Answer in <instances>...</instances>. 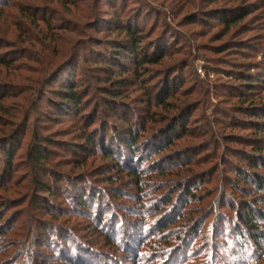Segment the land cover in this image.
I'll return each instance as SVG.
<instances>
[{"label": "rangeland", "instance_id": "rangeland-1", "mask_svg": "<svg viewBox=\"0 0 264 264\" xmlns=\"http://www.w3.org/2000/svg\"><path fill=\"white\" fill-rule=\"evenodd\" d=\"M240 1L248 5L261 4L263 8L221 42L216 40L223 31L217 20H211L210 24L207 21L196 23L202 18L189 17L193 12L202 13V10L216 7H236ZM216 2L220 5L215 6ZM20 3L43 5L37 0L15 1V5ZM78 4L80 9L96 6L94 9L104 16L119 12L132 22L141 15L139 24L145 31L156 27L157 34L165 30L169 31V38L173 36L174 41L167 48L171 53H167L160 64L144 67L140 76L136 75V85L133 82L123 88L118 104L126 114L118 115L110 111L107 103L110 100L103 88L108 73L95 72L94 65L88 62L92 53L84 52L92 47L91 44H82L81 60H77L72 51L63 56L57 53L66 45L45 42V36L39 35L48 47L41 51L38 44L24 43L23 32L18 36L15 24L21 16L17 9L10 10L12 16L7 21L0 18V29L7 33V44L0 50V64L15 54L19 57L13 68L0 65V92L7 95V111L0 113V136L6 137L4 147L15 152V170L11 173L14 178L0 190V207L4 203L7 206L4 207L5 218L0 222L6 231L0 236V264H69V260L75 263L73 247L76 246L81 254L99 259L100 264H144L136 259L137 256L147 261L146 264H264L263 252L258 256L259 263L248 261L253 259L247 258L237 246L236 231L232 229L233 224L229 226L235 212L229 210L228 205L235 206L241 196L235 186L231 187V183L236 182L233 170L229 172L226 168L228 162L245 166L243 151L253 153L247 141L257 139L260 143L258 136L264 138V135H256L253 120L246 118L239 108L246 100L249 102L244 108L253 101L264 106V90L242 96L244 88L238 79L243 65L257 62L261 63L260 71L264 75V0H78ZM70 8L68 12L67 6H51V9L62 11L55 24L63 21L71 24V29L78 28L79 34H68L79 41L76 48L88 33L106 42L115 37L91 32L87 29L91 20L81 17L82 12L74 10L73 5ZM47 13L56 15L54 10ZM100 19L104 18L100 16ZM11 31L21 42L17 49L9 46L17 40ZM60 35L58 33V38L65 39ZM1 39L0 33V45ZM238 41H247L254 49H259V53H240ZM225 43L226 52L215 48L224 47ZM76 65L78 88L90 94L83 103L87 110L83 118H59L54 100L55 81L73 73ZM58 71H61L59 75ZM167 81L172 82L171 90L179 97L169 101L170 111L166 103L157 107L158 91L166 87ZM184 82L185 86H179ZM111 86L109 84L108 88ZM150 100L156 101V106H151ZM187 105H191L193 111L186 110L183 118L191 117L189 127L198 137L189 139L186 147L178 148L188 159L204 161L201 166L189 168L202 174L197 181L201 185L198 194L203 199L192 204L181 192L175 191L178 172H167L163 176L158 171L163 156H154L150 162L143 160V163V158L136 156L134 168L138 166L144 175L139 185L125 172L131 167L128 164L122 167L129 154L123 156L114 147L120 146L114 135L129 131L131 124L137 135L145 129L139 140L144 145L140 147L149 146V143L156 145L155 140L151 142L153 135H163L166 118L176 114L174 107ZM207 131H212V138L217 141L216 159L214 156L208 158L216 147L214 144L208 146L213 139L204 135ZM85 133L96 138L100 148H94V144L85 145ZM106 134L115 138L113 144L108 138L105 142L99 140L100 135ZM178 148L175 151L179 152ZM36 149L42 150L43 155L37 161L34 160ZM4 160V151L0 148V168L5 165ZM159 161L161 163L157 164ZM224 162L226 164L222 165ZM213 170L216 172L211 175ZM43 183L54 193H42L39 187ZM74 183L81 187L86 199H90H84ZM67 186L88 204L72 199ZM35 201H41L39 204L43 207L34 206ZM261 205L264 206V202ZM50 206L56 207L54 214L49 211ZM206 212L209 218L204 220ZM199 219H203L204 224L196 239L186 228ZM218 219L222 220L218 224L221 230L216 228ZM243 235L247 234L243 232ZM127 237L134 239L125 240ZM81 261L84 262L83 258Z\"/></svg>", "mask_w": 264, "mask_h": 264}, {"label": "trees", "instance_id": "trees-1", "mask_svg": "<svg viewBox=\"0 0 264 264\" xmlns=\"http://www.w3.org/2000/svg\"><path fill=\"white\" fill-rule=\"evenodd\" d=\"M15 1L0 0V18H2L4 21H7L9 17L12 16L10 10L12 8L18 10L21 17H18V23H16L15 26L17 27L16 30L19 31L18 36L22 32L26 36L24 43L28 42L29 45L33 44L34 46L38 44L41 48V51L48 49L47 45H45V42L47 40H49L51 44H55L57 46L66 45L64 49L60 47L57 53H60V56H63L65 53H70V51H72V53H74L75 55L74 58H77V60H81L80 56L82 51H80V48L82 44H91L92 47L84 49V52L92 53V56H90L88 62H91L94 65L93 70L95 72H98V70H100V72L108 73V75H106L105 77L107 79V84L103 88L107 92V100H110L107 101V103H109L110 111L116 112L118 113V115L122 113L123 115L126 114V111H121L119 107L120 103L118 104L119 99L122 97L119 94H121V92L124 90L123 88L131 85L133 82H135L134 85H136V80L138 79L136 75L139 74L140 76V72L144 67L148 65L160 64L165 59L166 54L171 53V51L169 52L167 48L174 41V39L173 36L169 38V31L163 30L159 32V34H157L158 30L156 29V27L153 29L151 28L150 32L145 31V29L142 28L139 24V19H141L142 17L138 13V16L133 19L135 22H132L130 18L126 20L123 15L119 14V12L115 13V15L113 16H110V14L104 16V13H102L101 11H96L94 9L96 8V6H94L93 8L88 7L80 9L81 7L78 4V0H37L38 2H41L40 4L43 5L36 6L27 4L23 5L22 3H20L19 5H15ZM19 1L22 2L23 0ZM240 2L241 3H238V6L236 7H230L229 9L216 7L208 11L202 10V13L195 14V12H193L191 13L192 15H189V17L202 18L196 23L207 21V23L210 24L211 20H217L222 26L221 30L223 31L220 32L216 40L221 42L225 37L229 36L233 29L239 28L241 25L243 26L245 20L249 16L253 15L256 11L263 8V5L261 4L254 3L252 5H248L245 1L244 3L243 1ZM52 5H58V7L67 6L69 8L68 12H71L72 9L70 8V5H73L75 8L74 10H79L80 12H82V14L80 15L81 17L84 16V19L91 20L87 27L88 30H91V32L93 30L95 34L100 36L108 33L107 38H110V36L115 37L113 39L107 40L106 42L98 37L93 36V34L88 33L85 35V37L87 38L80 39V45L78 46V48H76L79 41H77L73 37H68V34H70V36L79 34L78 28L73 27V29H71L72 25L65 24L63 21H60V24H55L54 21L57 18L59 19V17L57 16H60L62 11L59 12L56 9H51ZM216 5L220 4L216 2L215 6ZM42 7L44 9H42ZM223 9L228 10L227 12H225L222 11ZM43 10H46V13H43ZM48 10H54L56 15L51 16L47 13ZM74 12L76 13V11ZM100 16L104 19H100ZM105 17H107V19H105ZM84 26L86 27L87 24H84ZM242 26L240 28H242ZM0 33L2 34L0 45L1 50L2 48H5L7 44V33L3 29H0ZM37 33L39 34L37 35ZM58 33L61 34V38L65 39L58 38ZM11 34L14 39L18 38V36L17 38L15 37L16 35L13 31H11ZM39 35L45 36V42L41 41ZM18 43L21 42L17 39L16 42L15 40L12 41V45L9 46H13L14 49H17V47H19ZM237 44L240 53L248 54L252 53L253 51L256 52L255 55L259 53V49H254V46L249 44L247 41H238ZM223 46L224 47L218 45L215 48L221 52H226V43ZM75 53H79L78 56ZM18 58L19 57H17V55L15 54L9 59L2 61L0 65L11 68L12 66H14ZM261 66L262 65L260 62H257L254 65L247 64L242 66L243 69L239 71L240 77H238V79L241 80L240 85H242L244 88V92L241 93L242 96L257 94L256 90L258 89L264 90V79H262L264 75H261ZM116 68L117 71H115ZM77 70L78 69L76 65L75 71L73 73L71 72L69 75H65L64 78L55 81V84L57 85L55 86L56 88L54 91V100L57 104L56 114L59 116V118L68 116L83 118L84 114L86 113L87 107L83 103L88 98H90V94L87 90H80L78 88ZM252 70L256 71L252 72ZM60 73L61 71H58L57 75H59ZM55 74L56 73H54L51 78H53ZM46 78L47 75L45 79ZM43 82H45V80ZM171 83L172 82L167 81L166 87H163L160 91H158V95L160 97H158L157 99V107H163L166 103V109L168 111H170L169 101L174 98H179L176 94L173 93L174 91L171 90ZM43 84L44 86H46V82ZM109 84L112 85L111 88H108ZM179 86H185V82L180 83ZM6 98L7 95L4 93V91L3 93L0 92V113H5L7 111L5 107ZM154 102L156 101H151L150 105L156 106L154 105ZM247 102L249 101L246 100L244 104L239 107L241 109L239 110L246 116V118H250L251 120H253V130L256 132V135L262 136L264 135V106H261L260 104L253 101V103H251L249 107L244 108L243 106H245ZM121 105L124 106V103ZM174 109H177L176 114L174 116H171L170 118H166V123L162 126L164 127L163 130H165L162 133L163 135H153V139L151 142L155 140L156 145H152L149 143V146H146L145 144L143 148L142 146L140 147V145H144V142L142 141L140 143L139 140L140 138H142V134L145 133V129L141 135H137V131L132 129L133 127L131 124V129H128L129 131H125L124 133L120 132L119 134L117 133L114 135L115 137H118L120 143V146L114 145V147L116 151L118 149V152L123 156L129 154L127 157V161L122 164V167H128V165L131 167L125 172L127 173L129 178L137 181V184L139 185L141 184L142 176L144 175H142L141 170L138 166L136 169L134 168V161L136 156L138 155V157L143 158L141 161L142 163L143 160H145L144 162H150L154 156H163V163L158 171L160 172V174L162 173L163 176H166L167 172H171L172 174H176L178 172L177 176H179V179L178 181H175V191L181 192L185 200H188L189 204H192V202H194L195 200L203 199L202 197H199L200 195L198 194V191L201 185L197 181L202 176V174L199 175V171H191L189 170V168L195 165L201 166L202 164H204V161L202 159H188V155H185L184 152H182L178 148V146H181L182 148L186 147L187 141L189 139L198 137V135L193 134V130L189 127L192 122L191 117L188 116L186 118H183V114L187 113L186 110L190 112L193 111L191 105L178 106L174 107ZM193 109H196V107H194ZM90 127H92V125H90ZM7 134H10V132ZM204 135L213 139L208 146L214 144V146L216 147L217 141L212 138V131H207ZM202 136V134H199V137ZM107 138L110 140V142L112 141V144L114 143L115 138L112 139V135H110L109 137H107V134L106 136H99L100 141L105 142ZM258 138L260 140V143L257 141V139L247 141V146L252 148L253 153H247L243 151V153H245V158H243V161L246 164L245 166H241L239 165V163L228 162V167H226L228 168L227 170H230L229 172L233 170V173L236 176V182L231 183V187L233 189V187L235 186L239 191V195L241 196L239 200L235 201V206L231 207L228 205V209L235 212L234 219H232L233 221L229 222V226L230 224H233L232 229L236 231L235 237L238 239L239 244L237 246L240 247L241 251L247 258L253 259L248 261H253L255 263H259L260 257L258 256H260L264 248V206L261 205L264 202V138L259 136ZM5 139V135L0 136V148L4 151L5 159L3 161L5 165L0 168V190L6 188L5 185L9 184L12 178H14L11 173L15 170L13 168V164L15 162V152L13 151L14 149H12L11 151L10 148L4 147L3 142ZM84 140L85 145L93 146L92 144H94V148H100V144L97 143L96 138H94L92 135L88 136L87 133H85ZM232 142H234V140H232ZM177 148L179 152L175 151L177 150ZM216 149L217 147L212 151L214 153L212 155H209L208 158L212 156H214L215 159L217 158L216 152L218 151ZM41 156H43L42 150L36 149L34 160L37 161L40 158H43ZM236 158L240 160L238 157ZM165 160H168V163H165ZM154 163L152 165H154ZM158 163L161 162L159 161L157 162V164ZM224 164H226V162L222 163V165ZM179 168H182L183 170L181 171ZM144 171L146 172L145 169ZM215 172L216 171L213 170L211 172V175ZM193 176L195 177L192 178ZM227 178L231 179L230 177ZM186 179H189V181L185 182ZM73 185L78 191H80V193L82 194L81 196L86 199V195L82 191L81 187H78L75 183ZM67 187L70 190L72 199L82 201V204L85 203L84 200H80L82 199L81 196H77L75 191L70 189V186ZM39 189L42 193H54V191L44 183L41 184ZM260 197L261 199H258ZM39 203H41V201H35L34 206L43 207V205ZM5 204L6 203H4V205L0 207V222L3 218H5L6 215L4 207L6 209L7 206ZM87 204L88 203H85V205ZM55 209L56 207L54 208L50 206L49 211H53L54 214ZM203 218L204 220L208 219L209 214L206 212ZM221 222V219H218L216 221V228L219 227V230H221L220 228H222V226L218 225L221 224ZM203 224V219H199L198 222L195 221L193 223H190V225L188 226L189 228H186V232L188 234H192L193 238L197 239L200 232H202L201 226ZM5 232L6 231L0 224V236H2ZM243 232L247 234L246 237H244ZM114 236L117 237L118 235ZM118 237L120 238V236ZM133 239V237H127V239L125 240L129 241ZM68 246L72 248L70 244ZM73 248H75L76 250V253L74 255V261L76 262L71 263L69 260V264H100L99 259H93L92 257L84 255L83 253L81 254V251H78L77 246ZM131 248L132 247H130V250L133 251V248ZM176 250L174 251L173 255L177 252ZM243 254L241 253V255L244 257ZM82 258L84 262L81 261ZM137 258L141 261V263H147V261L140 259V256H137L136 259Z\"/></svg>", "mask_w": 264, "mask_h": 264}, {"label": "built area", "instance_id": "built-area-1", "mask_svg": "<svg viewBox=\"0 0 264 264\" xmlns=\"http://www.w3.org/2000/svg\"><path fill=\"white\" fill-rule=\"evenodd\" d=\"M262 252H263V257H264V249H263V251H262Z\"/></svg>", "mask_w": 264, "mask_h": 264}]
</instances>
